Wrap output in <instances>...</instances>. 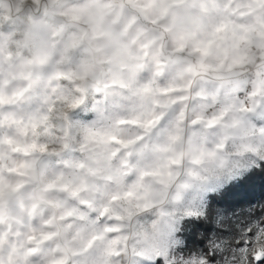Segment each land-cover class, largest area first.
Segmentation results:
<instances>
[{"label": "clouds", "instance_id": "1", "mask_svg": "<svg viewBox=\"0 0 264 264\" xmlns=\"http://www.w3.org/2000/svg\"><path fill=\"white\" fill-rule=\"evenodd\" d=\"M252 175L264 0H0V264H264L185 237Z\"/></svg>", "mask_w": 264, "mask_h": 264}, {"label": "trees", "instance_id": "2", "mask_svg": "<svg viewBox=\"0 0 264 264\" xmlns=\"http://www.w3.org/2000/svg\"><path fill=\"white\" fill-rule=\"evenodd\" d=\"M259 201H264V178L259 175L249 176L239 184L232 185L219 197L212 196L206 210L207 220L193 218L186 221L185 237L188 244L203 246L212 241L216 244L222 243L233 235L237 226L253 212L259 213L258 208L249 210L246 207ZM205 251L208 249L205 248Z\"/></svg>", "mask_w": 264, "mask_h": 264}, {"label": "rangeland", "instance_id": "3", "mask_svg": "<svg viewBox=\"0 0 264 264\" xmlns=\"http://www.w3.org/2000/svg\"><path fill=\"white\" fill-rule=\"evenodd\" d=\"M239 183H240V182H239ZM239 183H238V184H239ZM236 187H237V186H236ZM236 187H234V190H236Z\"/></svg>", "mask_w": 264, "mask_h": 264}]
</instances>
